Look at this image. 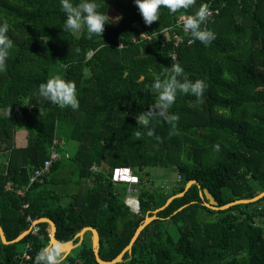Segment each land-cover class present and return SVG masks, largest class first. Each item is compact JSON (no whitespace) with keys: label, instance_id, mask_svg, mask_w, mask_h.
I'll return each mask as SVG.
<instances>
[{"label":"trees","instance_id":"16d2710c","mask_svg":"<svg viewBox=\"0 0 264 264\" xmlns=\"http://www.w3.org/2000/svg\"><path fill=\"white\" fill-rule=\"evenodd\" d=\"M95 2L110 20L113 9L121 17L105 25L102 37H89L86 26L80 34L64 32L59 0H0V23L9 25L13 44L0 71V225L7 241L30 230L28 217L52 220L65 243L77 244L92 227L100 258L110 262L156 216L118 264H264V198L218 211L202 196L207 189L223 207L264 192V0H192L175 13L162 6L151 25L134 0ZM202 5L214 15L201 28L215 38L175 47V32L184 34L178 19ZM173 54L183 69L177 79L206 87L200 100L177 92L169 114L178 120L173 126L154 115L149 137L136 116L154 107L153 82L170 75ZM57 75L75 83L78 110L38 96L39 85ZM18 125L26 128L20 148ZM55 140L60 158L43 182L30 185ZM120 168L139 178L133 202L126 199L129 185L113 181ZM164 169L179 181L144 189ZM191 181L201 188L193 185L160 210ZM37 226V235L18 243L5 245L0 236V264H19L28 245L34 263L52 232L48 223ZM63 264H99L91 240Z\"/></svg>","mask_w":264,"mask_h":264},{"label":"clouds","instance_id":"9594fccd","mask_svg":"<svg viewBox=\"0 0 264 264\" xmlns=\"http://www.w3.org/2000/svg\"><path fill=\"white\" fill-rule=\"evenodd\" d=\"M134 3L144 23L151 25L154 21L159 20V11L162 6L166 7L171 13H175L178 9L188 8L192 0H134ZM59 4L65 16L63 23L64 32L79 33L82 26H86L89 37L92 35L102 37L105 25L112 22L107 13L105 14L97 10L98 5L95 0H78L75 4L73 0H59ZM208 15V9L202 5L194 15L180 17L184 30L190 32L194 40H199L205 45L215 38L211 30L201 28V25L206 22ZM120 18L118 16L115 19L118 21ZM8 30L9 25L7 23H0V71L5 69V61L9 55V50L13 46L12 41L6 35ZM189 43H192V40H189ZM170 57L173 60V64L169 68L170 75H166L163 80L156 77L152 85L158 92L154 107L136 116L139 127L143 126L146 129L145 134L149 137L154 135V129L149 127V121L154 115H158L167 122L173 123V126L174 122L178 120V116L169 114V109L175 102L177 92L194 95L200 100L206 87L202 80L194 82L188 80L184 82L179 81L177 76L183 69L175 62L174 56ZM140 79L143 80L144 77L141 76ZM38 96L61 108L70 107L72 110H78L80 107L75 83L62 79L59 75L53 76L46 82L41 83L38 88ZM134 135L139 137L141 133L135 131ZM216 147L218 148L219 146L217 145ZM120 170L129 171L127 179L122 183H131L133 180H131L132 178L129 179L130 177L139 179L128 168H120ZM67 250L68 245L65 242L52 241L37 252L34 264H63Z\"/></svg>","mask_w":264,"mask_h":264},{"label":"water","instance_id":"95a60500","mask_svg":"<svg viewBox=\"0 0 264 264\" xmlns=\"http://www.w3.org/2000/svg\"><path fill=\"white\" fill-rule=\"evenodd\" d=\"M198 185L199 188H201V185L198 184L196 181H191L188 183V185L186 186V189L185 191L180 194V195H177L175 197H172L170 198L166 205L164 207H162L160 210H164L167 206H169V204L177 197H183L186 192L193 186V185ZM202 196L204 197V199L207 200V207L213 209V210H227L233 206H237V205H241V204H251V203H255L261 199L264 198V192L261 193L260 195L256 196L255 198L253 199H248V200H237L235 202H232L228 205H225L223 207H220L218 202L215 200V198L209 193V191L207 189H205L203 192H202ZM160 210H157L155 213H157L158 211ZM156 219V216H153V217H147L144 221V223L137 229L134 237L132 238L130 244L123 250V252L116 258L114 259L113 261H110V262H106V261H103L101 258H100V235L98 233V231L95 229V228H92V227H87V228H84L79 234H78V237H83V235L86 233V232H91L93 234V250H94V253H95V256H96V259L98 261L99 264H118L122 261L124 255L128 252H130L135 244V242L137 241V239L139 238L140 234L142 233V231L153 221ZM40 223H48L50 224L51 228H52V232H51V240L50 242L52 241H57V238H56V233H57V226L56 224L50 220V219H47V218H43V219H40L38 221H36V225L37 224H40ZM31 233V229L28 230L27 232L23 233L22 235H20L17 239H15L14 241L12 242H8L7 241V238H6V235H5V232L2 228V226L0 225V236H1V240L2 242L5 244V245H9V244H14V243H18L20 242L22 239H24L27 235H29ZM68 245V249L71 247V243H66ZM69 251V250H67Z\"/></svg>","mask_w":264,"mask_h":264},{"label":"built area","instance_id":"2783aa9c","mask_svg":"<svg viewBox=\"0 0 264 264\" xmlns=\"http://www.w3.org/2000/svg\"><path fill=\"white\" fill-rule=\"evenodd\" d=\"M207 9L209 12L207 19H209L210 17H212L214 15V11L210 8H207ZM183 16L187 17L189 15H183ZM178 24H179L178 30L183 31L184 34H179V33H177V31L175 32V34L172 38V40H174V46L177 47L181 43H184L185 41L187 42V45H191L194 40L192 39L190 32H186L184 30L183 22L180 18L178 19ZM163 34L168 36L167 30H164ZM148 39H150V37ZM189 40H192V43H189ZM172 56H174L175 59L177 57L176 54H173ZM58 145H59V141L55 140L49 149V158L46 159L44 164L40 168L36 169L34 171V173L32 174V177L30 179V185H32L33 183H36V182H43L44 179L46 178V176L48 174H50L51 168L53 167L54 163L56 161H58V159L60 158V155L57 151ZM123 172H125V173H123ZM128 173H129L128 170L117 169L115 171V175H114V182H120V183L124 182L125 179H127ZM129 179L133 180V179H137V178L130 177ZM8 189H10V186H8ZM18 194L24 195V193L22 191H18ZM27 207H28V205H25V208H27ZM27 221L31 223V228H30L31 233L34 235H37L40 229L37 226L38 224L36 225V221L32 220L30 217L27 218ZM30 248H31L30 245H28L26 247L25 251L23 252V254L21 256L19 264H34L32 255L30 253Z\"/></svg>","mask_w":264,"mask_h":264},{"label":"rangeland","instance_id":"374dc122","mask_svg":"<svg viewBox=\"0 0 264 264\" xmlns=\"http://www.w3.org/2000/svg\"><path fill=\"white\" fill-rule=\"evenodd\" d=\"M110 16H111L112 20L114 22H116L117 20L115 18L118 17V12L113 9V10H111ZM80 33H81V30L78 34H80ZM21 127H22V125L17 126V130H16L17 131L16 132L17 138H15L16 146L19 148L26 145V139H25L26 128H25V126H23L22 128ZM74 146H76V145H74ZM95 171H96V169H95ZM171 173L167 169L160 170L157 172L155 171L154 173H152V176L150 178L151 180L149 178L147 180H145L144 189H146V190L149 188H152L153 190L158 189V188L162 189V187L165 184H167L169 186H173V184L175 182L179 181V178H178L179 176L176 172H171ZM167 174H171L170 180H167L166 178H164V176ZM153 178L155 179V181L153 180ZM127 184L129 185V187H128L129 193H128V196L126 199H127V203H130L131 200L133 202L132 198H138V191L140 189L139 179H133V181H131V183H127Z\"/></svg>","mask_w":264,"mask_h":264},{"label":"crops","instance_id":"0c3cea01","mask_svg":"<svg viewBox=\"0 0 264 264\" xmlns=\"http://www.w3.org/2000/svg\"><path fill=\"white\" fill-rule=\"evenodd\" d=\"M16 138H17V136H16ZM89 232H86L84 235H83V237L81 238V237H78V235L76 236V238H79V242L77 243V244H75V241L73 240V241H69V242H67V243H71V247L68 249L69 251H67V255H66V258L69 256V255H71L74 251H75V249H77L84 241H87V242H89L90 240H91V243H93V234H92V236L91 237H88V234ZM93 245V244H92ZM93 247V246H92ZM65 258V259H66Z\"/></svg>","mask_w":264,"mask_h":264}]
</instances>
